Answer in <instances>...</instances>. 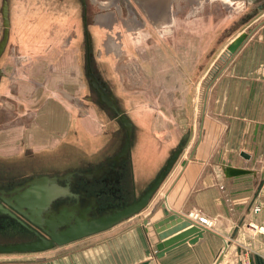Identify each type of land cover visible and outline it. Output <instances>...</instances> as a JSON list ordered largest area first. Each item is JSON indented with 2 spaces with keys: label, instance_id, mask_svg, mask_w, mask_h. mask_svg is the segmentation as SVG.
I'll return each mask as SVG.
<instances>
[{
  "label": "crops",
  "instance_id": "obj_1",
  "mask_svg": "<svg viewBox=\"0 0 264 264\" xmlns=\"http://www.w3.org/2000/svg\"><path fill=\"white\" fill-rule=\"evenodd\" d=\"M209 1L205 0L207 15L215 18L217 25L208 29L211 33L200 56L198 74L195 78L191 75L197 92L200 87L204 92L210 84L205 112L197 110L198 96L191 94L189 141L150 204L106 231L62 245L63 249L56 250L55 255H0V264H218L222 255L228 257L230 252L234 253V264H238V255L243 252L249 254L252 264H264V0H217L214 5L218 4L217 8L226 14L223 19L214 14V7L210 9ZM257 6L260 7L252 14ZM242 32H248V36L241 47L219 63L225 48ZM30 39L19 40V45L29 42L33 46V38ZM18 53L22 61L16 56L17 63L8 72L19 99H15L16 106L9 110V117L0 113V155L21 159L25 149L44 153V173L50 172L55 163L65 170L79 164L80 157H97L101 144L96 139L97 118L88 109L80 114L78 94L53 77L57 64L46 62L42 48L27 54L19 48ZM211 60L214 61L209 65ZM217 65L216 79L210 81V73ZM136 100L142 102L143 96L138 95ZM155 111L138 109L131 113L139 126L133 146L139 195L155 179L173 150L166 130L155 124ZM56 117L65 120L58 124ZM12 118L13 125H1L5 119L11 123ZM76 138L81 149L76 147ZM18 161H14L13 168L11 163L5 165L4 172L10 170L6 173L19 175L28 172L26 168H34ZM225 165L253 169L257 175L227 177ZM164 201L182 215L200 210L215 220L214 229L194 244L186 241L158 256L161 239L154 225L164 212L161 209L147 224L144 220Z\"/></svg>",
  "mask_w": 264,
  "mask_h": 264
},
{
  "label": "rangeland",
  "instance_id": "obj_2",
  "mask_svg": "<svg viewBox=\"0 0 264 264\" xmlns=\"http://www.w3.org/2000/svg\"><path fill=\"white\" fill-rule=\"evenodd\" d=\"M156 1L86 0L89 5L87 23L89 33L92 35V52L95 53L94 68L111 81L116 93L126 96L122 102L127 111L134 114L138 109L156 110L155 124L166 130V137H170L168 141L170 148L175 149L182 143V136L187 133L190 126L188 101L191 94L198 96L195 104L197 110L202 109L204 92L201 91V87L197 92L193 79L198 74L196 71L201 64L200 56L205 51L211 33L210 26L215 27L217 24L215 18L207 15L205 0H171L170 24L157 27L149 16L150 8L156 6ZM216 1L210 0L208 5L210 9L214 7V14L223 19L226 14L217 8L218 4L214 5ZM9 2L12 19L16 20L11 24L10 44L2 63H13V47L20 48L21 52L25 53L32 49L38 52V48H42V54L48 58L46 62L57 64L58 71L53 77L56 76L62 81L69 91L78 94L82 115L87 109L83 105L85 104L83 99L89 90L86 85V70L82 69L86 66L82 0H9ZM129 2L143 4L137 7L138 16L130 10ZM111 18L112 28L106 25V21ZM4 25L0 7V40L5 30ZM30 37L33 38V46H30L29 42L24 43V46L23 43L19 45V40L26 41ZM218 60L219 63L222 62L221 59ZM193 74L194 78L191 76ZM64 91L71 97L67 90ZM138 95L143 96L142 102L136 100ZM144 102L146 105H143ZM160 115L162 119L158 118ZM82 119L88 122V119L80 118L81 121ZM55 120L62 124L61 121L65 118L56 117ZM199 122L200 119H197L198 126ZM81 124L83 125L82 122L80 126ZM40 167L33 170L44 172V168ZM26 238L27 234L17 228L0 231V244L23 242L22 240ZM62 249L61 246H56L40 251L44 252L40 255H37L40 252H13L0 255L36 254L39 257H47L49 254L55 255L56 250ZM233 254L230 252L225 258V254L222 255L218 264H234Z\"/></svg>",
  "mask_w": 264,
  "mask_h": 264
},
{
  "label": "flooded vegetation",
  "instance_id": "obj_3",
  "mask_svg": "<svg viewBox=\"0 0 264 264\" xmlns=\"http://www.w3.org/2000/svg\"><path fill=\"white\" fill-rule=\"evenodd\" d=\"M129 1V0H128ZM5 2H7L9 7V26H8V36L7 41L2 50H0V113L5 114V117H9L11 115L13 108L16 106L15 101V87L11 86V83L13 82V78L9 75L8 70L12 67V65L16 62L15 57L18 56V60H20L17 47H13V63H2L5 57L6 52L8 51L9 47V40L12 33L11 30V20L12 15L10 14V2L9 0H0V7H2V18H3V24L5 21L4 15H3V7ZM138 3V2H137ZM69 4V3H68ZM83 4V29H84V37L86 39V66H84L82 69L86 70V85L88 90L87 96H84L83 105L88 109L89 114H95V117L97 118V130L99 131V134L96 136V139L100 141V147L96 152H98L97 157L94 156V158H81L79 160V164L74 166L73 168L60 170L57 168L59 165L53 164L54 168L51 169L50 172L44 173L41 171H34L33 169L26 168L28 172H25L23 174H14L9 173L7 174V171L4 172V166H9L10 163L13 166L14 161H18V163H21L22 165H27L29 167L34 166L39 167L43 165L45 162L44 158H37V156H44V153H37L32 151L31 149H25V151L20 155L21 159H15L16 157L13 156V158H8L6 156L0 155V196L4 197H11V194H8L7 192L12 190L13 188L20 186L30 180H32L35 177H41L44 175H48L51 177H59L62 175H66L67 173L72 172V180H58V183L60 185H69L70 191L72 192L71 196H66L65 198L57 200L53 205V209H58L61 205H77L81 208H88L91 206V213L90 215L95 217L96 216V210L103 214L108 209H111L113 207H124L128 205L129 203L133 202L136 198H138L139 190L138 186L135 182V174H134V158H133V146H134V139H135V133L138 130V124L134 117L132 116L130 111H127L123 107V100L126 99V96H120L114 88L111 85V81L104 78L100 72H98L94 68V55L95 53L92 52V35L89 33L88 30V8L89 5L86 2V0H82ZM143 5L142 3L132 4L129 2V8L130 10L135 12V16L137 15V11L139 6ZM153 5V4H152ZM151 5V6H152ZM156 6H152L150 8V12L152 13L154 10H161L162 12H165L166 8L171 7V1L169 0H163V1H156ZM258 7H254L252 9V14L258 9ZM159 8V9H158ZM71 9V8H69ZM248 13V15H252ZM249 16V18H251ZM153 19V17H150ZM155 18V17H154ZM112 19L109 21H106V25L110 28H112ZM153 22L155 25L162 26L164 24H170V18L169 19H162L161 21L158 19H153ZM136 23V22H135ZM5 30L3 31L2 39L0 40V49L1 45L5 39L6 35V26L4 25ZM111 40V39H110ZM21 56V55H20ZM22 61V60H20ZM18 61V62H20ZM17 63V62H16ZM20 68V67H19ZM18 67L16 70L19 69ZM92 72L93 75L97 78L95 85L92 82V79L88 76L89 72ZM16 72V71H15ZM15 80V79H14ZM101 92L106 93L108 97L111 99L112 104H114L116 109H113L111 105H109L105 100L101 98ZM80 93V92H79ZM76 99L80 101L79 96H76ZM76 100V102H77ZM17 104V108H18ZM97 111V112H96ZM15 112V111H13ZM120 112L125 113L128 118L133 123V137H132V147L127 157H121V159L117 160L116 156L121 152L124 143L127 138V130L124 125V123L120 119ZM13 115V114H12ZM21 121V120H19ZM15 122V119H11V123L8 122V119H5L1 123V125L11 124L13 125ZM185 135V134H184ZM183 135V136H184ZM182 136V139H183ZM96 139H90L91 141ZM81 143L79 142V139L76 138V147L81 149ZM176 149V148H175ZM174 150V149H173ZM172 150V151H173ZM91 152V151H90ZM95 152V153H96ZM94 153V154H95ZM171 154V153H170ZM26 166V167H27ZM57 166V167H56ZM42 167V166H41ZM40 167V168H41ZM13 168V167H12ZM16 168H14L15 171ZM95 169H101L102 172L99 176L94 175L92 179H89L86 176L76 174L75 172H89L93 171ZM112 170V173H111ZM96 196V203L97 205L92 203V197ZM0 198V202H1ZM11 208V207H9ZM12 209V208H11ZM13 210V209H12ZM18 218H21L24 222L28 224V226H32L33 230H30L27 228V226L23 225L19 220L16 218H13L9 215H0V231L17 228L18 230H21L22 232L27 234V238L23 239V242L26 241H32L39 238L38 234H42L46 237L48 235L39 227H37L35 224L30 222L25 216H23L21 213L17 212L16 210H13ZM38 232V234L36 233Z\"/></svg>",
  "mask_w": 264,
  "mask_h": 264
},
{
  "label": "water",
  "instance_id": "obj_4",
  "mask_svg": "<svg viewBox=\"0 0 264 264\" xmlns=\"http://www.w3.org/2000/svg\"><path fill=\"white\" fill-rule=\"evenodd\" d=\"M8 14L9 7L7 2H5L3 7V15L5 18L4 24L6 26V35L0 50L4 48L7 41L9 30ZM247 36L248 32H242L233 38V40L221 54L220 59L222 61H227L229 58H231L241 47ZM213 61L214 60H211L209 65H211ZM218 69V65L212 69L210 81L216 79ZM88 76L92 79V82L97 85V78L91 71L88 73ZM209 87L210 84L208 83L204 90L202 112H205ZM101 98L111 105L113 109H116L106 93L101 92ZM120 119L126 127L127 138L121 152L116 156L117 160L121 159V157L128 156L132 147L131 141L133 137L132 121L123 112H120ZM190 135L191 134L189 132L185 133L182 143L171 152L163 168L159 171L155 179L152 180L148 188L138 198L122 208L113 207L108 209L103 214H100L96 210L95 217L90 215L92 209L91 206L88 208H81L79 204H77L61 205L58 207V209L52 208V205L57 200L72 195L69 185L63 186L58 183V180H67V182L71 181L73 175L72 172L59 177H51L48 175L35 177L32 180L8 191L7 193L11 194V197L0 196L2 200L0 202V215H9L13 218H16L23 225L27 226V228L33 230L32 226H28L26 222H24L21 218H18L17 214L13 211L16 210L25 216L30 222L41 228L48 235V237L38 234L36 231L39 236L38 239L26 242L0 244V253L45 251L56 246L66 245L73 241L106 231L120 222L138 214L150 204L164 180L174 168L175 164L186 148V145L189 141L188 137ZM242 155L249 157V155L245 152H242ZM223 170L227 177L248 173L257 175L256 170L241 167L225 165ZM101 172V169H95L89 172L76 171L75 173L92 179L94 175L99 176ZM96 199V196L92 197V203L95 205H97ZM9 207H11L13 210ZM161 209L164 212V217L154 225L161 239V242L157 244V249L159 251L158 256H163L169 249L186 241L194 244L204 236L205 232H211L210 229L203 228L194 223L186 215H182L169 208L165 201L158 204L151 211L146 220H144V224H147L150 218L156 215ZM179 231L183 232L174 235Z\"/></svg>",
  "mask_w": 264,
  "mask_h": 264
},
{
  "label": "built area",
  "instance_id": "obj_5",
  "mask_svg": "<svg viewBox=\"0 0 264 264\" xmlns=\"http://www.w3.org/2000/svg\"><path fill=\"white\" fill-rule=\"evenodd\" d=\"M187 217L203 228L213 230L215 227V220L202 214L200 210L191 211ZM238 264H252L251 258L247 252L238 255Z\"/></svg>",
  "mask_w": 264,
  "mask_h": 264
},
{
  "label": "bare ground",
  "instance_id": "obj_6",
  "mask_svg": "<svg viewBox=\"0 0 264 264\" xmlns=\"http://www.w3.org/2000/svg\"><path fill=\"white\" fill-rule=\"evenodd\" d=\"M159 1H163V0H159ZM169 1V0H168ZM171 1V0H170ZM159 9V8H158ZM150 17H153V19H158V20H162V19H169L170 18V21H171V14H170V8H166L165 9V12H162L161 13V10L160 11H156L154 10L151 14H149ZM155 17V18H154Z\"/></svg>",
  "mask_w": 264,
  "mask_h": 264
}]
</instances>
